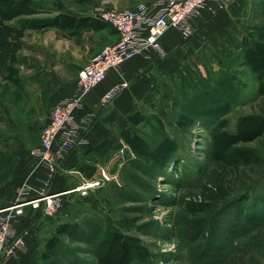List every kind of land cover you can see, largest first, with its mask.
Returning <instances> with one entry per match:
<instances>
[{
	"label": "rangeland",
	"instance_id": "374dc122",
	"mask_svg": "<svg viewBox=\"0 0 264 264\" xmlns=\"http://www.w3.org/2000/svg\"><path fill=\"white\" fill-rule=\"evenodd\" d=\"M33 2L39 11L22 16V21L42 23L60 11L92 16L101 4L127 9L150 3ZM246 17L238 41L264 27V0H249ZM10 23L20 25V20ZM106 24L80 37L65 36L55 27L26 29L17 53L22 86L0 76L1 193L12 191L17 162L37 146L55 93L69 91L80 67L115 42V28ZM220 58L213 60L209 51L189 56L181 67L159 76L139 108L145 120L137 129L148 141H158L163 129L178 142L164 169H153L138 159L118 129L97 149L99 173L106 170L111 179L88 194L64 195L56 216L42 215L45 242L60 223L81 227L74 237L59 236L62 246L54 264H99L108 221L139 237L147 248V259L134 264H264V133L238 144L249 150L248 161H221L211 154L217 120L225 117L227 128L234 131L240 115L264 114V95L257 93L251 72L241 67L236 54ZM225 102L230 105L226 114H205L209 107ZM190 118L192 124L178 122ZM39 264L49 263L41 259Z\"/></svg>",
	"mask_w": 264,
	"mask_h": 264
},
{
	"label": "crops",
	"instance_id": "0c3cea01",
	"mask_svg": "<svg viewBox=\"0 0 264 264\" xmlns=\"http://www.w3.org/2000/svg\"><path fill=\"white\" fill-rule=\"evenodd\" d=\"M147 1L152 3L154 0ZM219 1L225 4L224 8L219 9ZM248 3L249 0H209L199 15L190 18L193 32L187 40H183L178 28L169 27L160 37V50L137 55L109 69L106 78L85 95L80 107L74 109V120L79 124V134L76 138H83L84 141L68 153L61 167L53 175L47 190L61 191L81 181L97 177L101 169L97 149L104 141L113 138L116 130L128 125L130 114L141 107L159 76L178 69L189 56L209 51L213 54V60L218 61L220 56L227 59L236 54L240 58L241 67L251 72L247 66L242 65L246 35L241 36V41L237 40L239 32L245 27ZM250 31L252 29H249ZM114 39H118L117 32ZM251 74L257 87L258 82L254 74ZM122 82H126L127 86L104 103L103 96ZM76 88L75 81L69 91L56 92L54 104L71 96ZM25 156V159L16 164L12 191L0 192V207L13 202L24 187H28L27 196L30 197L36 195L44 186V168L37 166L31 152ZM42 215L44 216L42 211L27 206L25 213L14 221L13 228L17 234L27 231L24 236L26 248L15 256L5 257L1 264L41 262V245L45 242V239H41L44 230L40 222Z\"/></svg>",
	"mask_w": 264,
	"mask_h": 264
},
{
	"label": "built area",
	"instance_id": "2783aa9c",
	"mask_svg": "<svg viewBox=\"0 0 264 264\" xmlns=\"http://www.w3.org/2000/svg\"><path fill=\"white\" fill-rule=\"evenodd\" d=\"M208 1L154 0L127 9L109 4L96 7L92 16L115 28L118 39L107 44L80 67L76 91L52 106L47 122L40 129L39 144L31 151L37 166L44 168V186L30 197L27 196L28 187H24L13 202L0 207V264L5 257L15 256L26 248L24 236L27 231L17 234L13 223L25 213L27 206L42 211L45 216L54 217L61 210L64 195L75 191L88 194L111 179L108 172L102 170L97 177L81 181L73 187L55 192L47 190L68 153L84 141L83 138H76L79 124L74 120L73 111L82 105L85 95L106 78L109 69L137 55L160 50V37L169 27L178 28L183 40H187L193 32L190 18L199 15ZM218 4L219 9L225 7L222 1ZM126 86L127 83L122 82L113 87L103 96V102H108Z\"/></svg>",
	"mask_w": 264,
	"mask_h": 264
},
{
	"label": "trees",
	"instance_id": "16d2710c",
	"mask_svg": "<svg viewBox=\"0 0 264 264\" xmlns=\"http://www.w3.org/2000/svg\"><path fill=\"white\" fill-rule=\"evenodd\" d=\"M39 11L33 0H0V76L16 86H22L18 68V50L22 46V37L29 27H55L65 36L80 37L84 31L99 30L107 24L89 15H77L60 11L42 23L22 21V16H32ZM12 20H20V25H13ZM242 65L247 66L258 82L257 93L264 95V27L256 30L248 39H244ZM148 96V94H147ZM146 96V97H147ZM146 99V98H145ZM230 109L228 102L209 107L208 116L226 114ZM129 123L120 128V137L130 146L135 156L149 164L153 169H164L178 150V142L163 129L155 143L148 141L139 131L138 126L145 120L140 109L130 114ZM159 123H161L158 117ZM183 124H192L193 120H179ZM186 122V123H185ZM225 117L217 120L211 142V154L216 160L239 162L250 159L249 150L238 146L241 142H250L264 133V114L247 113L237 118L235 130L227 128ZM104 141L102 144H104ZM81 231L77 223H60L55 233L45 242L41 259L49 264L56 263L60 257L62 242L60 235L76 236ZM106 246L99 253V264H134L146 260L147 248L139 237L126 234L108 221L105 228Z\"/></svg>",
	"mask_w": 264,
	"mask_h": 264
}]
</instances>
